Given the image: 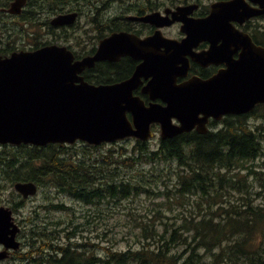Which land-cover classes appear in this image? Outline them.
<instances>
[{
  "label": "trees",
  "instance_id": "16d2710c",
  "mask_svg": "<svg viewBox=\"0 0 264 264\" xmlns=\"http://www.w3.org/2000/svg\"><path fill=\"white\" fill-rule=\"evenodd\" d=\"M104 24V27L118 25L114 18ZM103 30L100 35H106ZM119 73L118 63L106 61L83 74L90 82L101 84L118 81L122 76ZM254 118L264 120V103L248 113L229 115L215 131L161 139L158 149H149V141L138 139L136 148L129 153L121 148L119 159L114 153L91 156L88 150L79 152L74 143L3 145L0 203L7 181L12 184L34 181L41 186L49 183L84 203L77 213V204L68 206L61 201L46 200L41 208L47 212L64 211L68 218L42 219L36 213L26 238L32 241L26 243L29 248L21 255L22 261L25 264H264V239L259 238L264 236V159L261 160L264 121L251 123L249 120ZM81 142L97 150L108 144ZM114 143L117 142L110 144ZM257 160L262 166H256ZM160 161L177 165L156 169L149 175L145 171L142 177H136L135 172L131 175L124 172L141 162ZM143 195L151 199V206L146 209V219L134 224L145 239H140L138 246L106 248L102 255L93 252L87 241H80L85 238L86 225L102 218L105 208ZM221 197L229 198V206L219 202ZM184 198L187 199L181 200ZM7 203L18 212L24 202L14 197ZM164 208L175 214L178 221L163 220L170 218ZM32 248L37 257L32 254Z\"/></svg>",
  "mask_w": 264,
  "mask_h": 264
},
{
  "label": "water",
  "instance_id": "95a60500",
  "mask_svg": "<svg viewBox=\"0 0 264 264\" xmlns=\"http://www.w3.org/2000/svg\"><path fill=\"white\" fill-rule=\"evenodd\" d=\"M26 1L14 0L10 12L20 13ZM234 3L245 4L248 17L261 12L246 0ZM174 12L184 14L187 9ZM231 12L232 6L222 4L208 17L190 22L183 39L169 38L162 31L144 38L118 31L103 38L95 54L80 59L65 45L0 57V144L44 146L83 140L99 145L131 136L147 140L155 136L153 123H160L161 136L169 138L195 127L207 133L211 117L221 120L226 115L250 112L264 103V45L257 44L249 33L226 28ZM77 17L78 12L60 14L51 24H73ZM161 17L157 11L132 18L161 27ZM215 24L224 28L217 29ZM203 40L212 41V47L195 52ZM233 44L242 51L238 58L223 56L225 68L208 79L192 76L177 83L178 76L188 74V55L207 65L216 61L219 49L226 52ZM123 56L141 61L125 80L95 84L83 75L98 62L119 61ZM143 77H151L143 88L153 101L149 105L134 94ZM157 98L162 103L154 102ZM14 186L24 197L38 190L33 181H18ZM20 230L13 209L0 206V243L7 249H19L21 243L16 236ZM5 256L0 253V259Z\"/></svg>",
  "mask_w": 264,
  "mask_h": 264
},
{
  "label": "rangeland",
  "instance_id": "374dc122",
  "mask_svg": "<svg viewBox=\"0 0 264 264\" xmlns=\"http://www.w3.org/2000/svg\"><path fill=\"white\" fill-rule=\"evenodd\" d=\"M9 1L10 0H0L1 5L3 6H5V4ZM89 1V4L85 6L87 2L86 0H28L24 7V16L15 17L16 20L20 22L19 26L13 24L14 20L12 18H8L7 23H0V45L1 43L8 44L18 42L15 40L16 31H22L23 42H19L18 47L27 48L43 42H50L54 44L61 43L67 46H72L74 51L82 55L84 48H87L89 44L93 43L95 35L99 33L89 27L95 26L97 18V20L100 19L101 23H107L108 20L114 18L116 8L118 6V2L115 0ZM164 1H167L168 3L170 2V0ZM204 1L206 3H210L213 0ZM152 2L154 4L156 3V0H152ZM95 5L101 6L102 14H95ZM67 12H78V17L72 25L67 24V27L60 28L61 26H55L50 23L51 19L58 14ZM103 31L104 34H110V32H112V30L108 27H105ZM175 32L176 31L173 30L170 34H176ZM249 121L251 123H261V121L264 120L254 118ZM78 141L79 142L72 145L76 144L80 150L79 152L88 150L91 152V156H100L102 153H109L110 155H113L114 153L115 158L117 157L118 159L120 158L121 148H123V151H128L129 153L132 149H135L137 145L136 142L128 139L116 141L117 143L114 144L108 143L107 145H102L103 147L97 150L88 148L80 140ZM159 143L160 141L154 138L149 141L148 148L158 149ZM8 149H12V147ZM2 150H4L3 145L0 146V151ZM263 159L264 154L261 157V160ZM168 162L169 161H160L156 163L141 162L137 167L125 169L124 172L128 175L135 172L136 177H142V175H145V171H149V175L151 171L156 169L166 170L168 169V165H174V167L177 165V163L174 164V162ZM261 163L262 162L260 160H257L256 166H260ZM154 164L158 167L154 168ZM109 169L111 168L109 167ZM5 185L6 188L2 189L1 194V205L8 204V200L14 197L18 199L16 194L17 192L14 189V183L12 184L10 181H7L5 182ZM187 198L181 200L184 201ZM48 199H53V202L61 201L59 203L70 204L68 206L77 204L76 206L79 208V210H76L77 213H79L81 208L84 206V203L75 200L72 196H70V194L62 192L55 185L49 183H46L43 186L39 185L37 194L30 200L24 201L23 205L18 209V212H15L14 214L18 223L22 226L19 239L23 242V252H26L29 248L26 246V243L32 241L27 240L26 238H28L27 234H29V227H32V220L34 219L36 213L39 218L42 219L59 220L68 218L64 211L52 210L47 212L41 208V206L44 205L45 201ZM228 201L229 198L224 197H221L219 200L220 203L223 202L229 206ZM260 201L261 200H258L257 202ZM150 206L151 199L147 195H143L135 199H126L122 202L114 204L113 206H108L104 209L102 218H100L97 222H92L86 225V231L84 232L85 238L80 241H87L93 252H98L102 255L106 253V248L118 250L121 248L126 249L129 246L136 247L139 245L140 239L142 241L145 239L140 235L141 231L139 232V228H134V224L139 222L140 219H146L144 215L147 213L146 209ZM164 212L169 215L170 218L163 217V220L170 222L178 221L176 220L177 218H174L175 214L168 209L164 208ZM259 238L264 239V236L262 237L259 235ZM32 254L37 257L34 250L32 251ZM14 262L15 260L7 264H13ZM19 263L25 264L22 260Z\"/></svg>",
  "mask_w": 264,
  "mask_h": 264
},
{
  "label": "flooded vegetation",
  "instance_id": "af4514ba",
  "mask_svg": "<svg viewBox=\"0 0 264 264\" xmlns=\"http://www.w3.org/2000/svg\"><path fill=\"white\" fill-rule=\"evenodd\" d=\"M14 0H10L5 4V6L1 5L0 2V23L8 22V18H12L14 20V25L19 26L20 22L16 20L15 17H23L24 16V7L27 3L23 5L22 10L20 13H13L10 12V8L12 5V2ZM85 6H87L90 2L89 0H86ZM102 1V0H101ZM100 1V2H101ZM118 2V6L116 8V14L114 17V20L117 21L118 25H107L105 27H108L109 29L112 30L111 33L113 32H118V31H127L131 33L138 34L141 37H146L149 35H152L156 31H162L164 35L167 37L171 38H176V39H183L186 37V33L184 30L189 29V23L193 21H198L202 20L203 18L208 17L214 10L218 11L222 4H229L232 6L233 12H231L230 17L228 18V25L226 28L231 29L236 31L237 33H249L253 40L259 44V45H264V0L263 2L261 1H254V0H246L249 2V4L261 10V12L258 15L255 16H250L248 17L246 12L248 7L245 4H231L234 0H213L210 3H206L204 0H170L168 3L167 1L164 0H156V3L153 4L152 0H115ZM93 6V5H92ZM177 8H186L187 12L184 14H174L175 10ZM101 6L95 5V14H102L101 12ZM160 12L162 14V17L160 21L164 23V26L158 27L155 23H150V22H144L141 19H135L132 17H143L147 14H150L152 12ZM69 13V12H67ZM60 14H66V13H60ZM58 14L57 16H59ZM55 16L54 18H56ZM52 18L51 21L54 19ZM98 19V18H97ZM95 21V26L94 27H89L90 29L94 31H100L102 29H105L104 23L100 22V19ZM113 19V18H112ZM218 21H220L219 17H216ZM111 20V19H110ZM50 21V23H51ZM109 21V20H108ZM107 21V22H108ZM53 25V24H52ZM72 25V24H71ZM217 25V29H223L224 27ZM55 26H61L60 28H65L68 25H55ZM102 27V29H101ZM104 27V28H103ZM21 30V29H20ZM176 31V34H170L171 31ZM88 31V30H86ZM97 33L94 37L93 43L89 44L87 48H84V52L82 55L80 53L74 51L72 49V46H68L73 52L75 53L77 58H82L87 55H93L96 53L98 50L99 44L101 40L105 37L108 36L109 34L106 35H100ZM55 34V31H54ZM16 41L15 43H8V44H3L1 43L0 45V57H6V56H11L15 52H20V51H31V50H36L39 48H42L44 46L48 45H53L54 43L50 42H43V43H38L35 46L32 47H18L19 42H23V34L22 31L18 32L16 31ZM222 43V41H219V45ZM58 45L61 43H57ZM65 45V44H61ZM67 46V45H66ZM212 47V41L209 40H203L198 43V45L194 48V51L197 53L205 52L210 50ZM242 51V48H239L238 44H233L229 46L226 49V52H224L222 49H219V54L216 56V61L212 62L210 64L204 65L203 63L206 62H200L199 60L197 61L194 60L190 55L188 57L190 58V67L188 74L186 76H178L177 78V83H182L192 76H199L203 79H208L212 77L214 74L219 72L220 69L225 68V60L223 59V56L229 58L230 57H235L238 58L240 53ZM112 62V63H118V67L120 69L119 75H122L118 78V81L120 82L122 80H125L129 78L130 76L133 75L135 72L137 66L141 63V61L136 60L130 56H123L119 61H110V60H104L101 62ZM98 62V63H101ZM97 63V64H98ZM96 67V66H95ZM95 67L87 70H92ZM86 70V71H87ZM151 80V77H143L142 78V83L140 86L134 90V94L141 96L143 100L145 101L146 105H149L152 101L150 94L146 93L143 91L144 86L148 84V82ZM112 82V83H116ZM154 102L156 103H162V100L157 98ZM131 117V116H130ZM228 116H225L221 120H217L213 117L210 118L208 122V131L209 130H217L221 128L224 124L225 118ZM175 123H180L176 118L173 119ZM152 128L155 131V138L158 141H161V136H160V125L158 123H153ZM189 132H199L198 129L195 127ZM130 140L136 142L138 139L137 138H129ZM1 146V145H0ZM18 201H28L30 200L34 195L24 197L21 193H16ZM6 205V204H2ZM0 204V206H2ZM17 221V220H16ZM18 223V221H17ZM19 224V223H18ZM21 226V224H19ZM22 229V226H21ZM21 233V230L17 234L16 238L19 240L21 243V248L18 249H7L4 244L0 243V253L4 252L6 253V256L2 259H0V264H7L9 262H12L15 260L13 264H23L19 263L22 260V252L24 250L23 247V242L19 239V235Z\"/></svg>",
  "mask_w": 264,
  "mask_h": 264
},
{
  "label": "bare ground",
  "instance_id": "6f19581e",
  "mask_svg": "<svg viewBox=\"0 0 264 264\" xmlns=\"http://www.w3.org/2000/svg\"><path fill=\"white\" fill-rule=\"evenodd\" d=\"M197 148H198V146H197ZM201 151V150H200ZM203 151V150H202ZM202 153V152H201ZM213 163V162H212Z\"/></svg>",
  "mask_w": 264,
  "mask_h": 264
}]
</instances>
